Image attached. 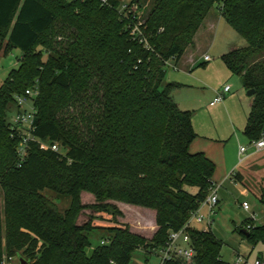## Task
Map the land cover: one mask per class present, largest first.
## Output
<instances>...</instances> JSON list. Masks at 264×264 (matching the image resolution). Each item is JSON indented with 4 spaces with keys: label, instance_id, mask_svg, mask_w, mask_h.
<instances>
[{
    "label": "trees",
    "instance_id": "16d2710c",
    "mask_svg": "<svg viewBox=\"0 0 264 264\" xmlns=\"http://www.w3.org/2000/svg\"><path fill=\"white\" fill-rule=\"evenodd\" d=\"M123 2L0 0V56L22 52L0 87V264L4 252L27 264H130L140 249L163 248L206 201L216 165L191 152L198 138L192 113L178 107L172 94L179 87L165 77L168 63L194 48L215 6L247 42L222 56L255 92L244 134L253 142L264 133V0H154L142 25L149 48L132 35L136 19L121 12ZM130 4L143 10L140 0ZM29 89L39 92L34 136L64 153L33 142L21 162L8 111ZM45 192L70 206L59 211ZM83 193L95 204H83ZM259 201L264 207V191ZM114 203L155 211L153 239L120 223ZM86 210L115 223H80ZM95 229L107 230L109 244L89 255ZM239 232L253 248L264 245V225ZM189 233L196 264H228L211 231Z\"/></svg>",
    "mask_w": 264,
    "mask_h": 264
},
{
    "label": "rangeland",
    "instance_id": "374dc122",
    "mask_svg": "<svg viewBox=\"0 0 264 264\" xmlns=\"http://www.w3.org/2000/svg\"><path fill=\"white\" fill-rule=\"evenodd\" d=\"M140 1L145 18L153 6L154 0ZM125 2L131 3L132 0H124ZM210 13L220 15L219 6H215ZM143 17L142 22H144ZM201 38L202 35L199 39ZM246 45V40L223 18L218 23L214 35L212 33L209 37L205 36V39H201L198 49L189 48L187 50L186 62L191 67L178 69L170 64L165 77L166 83H174L181 90L183 103L179 105V108L192 113L195 132L220 141V144H213L216 151L224 153L223 157L228 161L229 166L234 165L241 172L236 184L231 180L224 181L231 171L225 173L221 168L220 172L218 171L215 175L216 183L214 185L218 189L220 203L213 215L214 223L211 232L223 243L221 257L228 264H234L238 255L246 259L249 258L250 263L260 255L264 256L263 244L253 248L239 232L240 228L249 230L250 226L255 224L264 225V207L259 201L261 193L264 191V153L251 155L248 160L238 166L239 147L241 145L250 146V141L245 136L244 130L250 113L252 97L243 88L241 78L232 76L222 60V54L228 52L231 47ZM205 56H210L212 60L204 63ZM21 57L22 52L19 49L1 54L0 87L11 71L19 67ZM226 83L231 85L232 93L228 95L224 103L213 108L210 107L209 103L214 97V91L222 89ZM30 106L31 104L25 106L24 109L29 110ZM16 112V107L10 106L9 121H12ZM216 145L221 146L219 148ZM45 194L61 212L70 206L69 199H58L50 192H45ZM243 202L250 205L249 212L244 210ZM82 203L93 205L95 198L91 194L83 193ZM114 204L123 213V217H116L120 223L127 224L132 233L140 235L148 241L153 239L157 231L155 211L123 203ZM91 217L95 218L94 222L100 226H112L115 223L111 215L90 210L83 213L79 222L84 223ZM199 226L205 227L204 224ZM193 229H196L195 226ZM109 238L107 230H93L90 234L91 247L87 250L88 254L91 255L102 241L109 240ZM130 264H159V257L149 254L146 249H140L135 252Z\"/></svg>",
    "mask_w": 264,
    "mask_h": 264
},
{
    "label": "built area",
    "instance_id": "2783aa9c",
    "mask_svg": "<svg viewBox=\"0 0 264 264\" xmlns=\"http://www.w3.org/2000/svg\"><path fill=\"white\" fill-rule=\"evenodd\" d=\"M103 4H107L108 0H101ZM121 12L124 13L126 17L133 15L136 22L133 25L132 35L139 39L141 43H144L147 48L149 45L147 43V38L144 31L142 30V17L143 11L139 9V5L124 3L121 7ZM204 60L210 62L212 59L210 56H205ZM232 87L230 85L224 86L223 90L219 92L211 103V106L221 104L231 92ZM39 92L37 89H29L25 92V95L16 97V109L12 121H9L10 128L13 132L20 136V145L18 147V155L20 161L23 162L28 154V149L30 143H39L42 146L50 148L56 153L62 152V148L59 143H48L43 142L34 136L35 132V100L37 99ZM31 104L30 109H24L25 106ZM251 152V153H250ZM264 153V133L259 140L250 142L249 147L242 146L239 149V164L245 162L251 155L263 154ZM236 172L231 173L228 180L236 182ZM220 203L218 196V189L213 185L210 190L207 199L202 205L194 211L186 225L177 231H171L169 233L168 241L163 248L156 250L152 253L159 257V264H196L197 250L192 242V238L189 233V229H193L196 225H205L207 231L211 230L213 225V215L215 214V209ZM245 211H250V205L247 202L242 204ZM109 242L102 241V245H108ZM1 264H20L17 256H8L6 252L2 255ZM115 264V263H112ZM234 264H264L263 259H256L252 263L240 255H238Z\"/></svg>",
    "mask_w": 264,
    "mask_h": 264
},
{
    "label": "crops",
    "instance_id": "0c3cea01",
    "mask_svg": "<svg viewBox=\"0 0 264 264\" xmlns=\"http://www.w3.org/2000/svg\"><path fill=\"white\" fill-rule=\"evenodd\" d=\"M222 19H223V16L221 14L217 16V15H214L213 13H209V15L206 18L203 26L201 27V29L199 30V32L195 36V39H194V42H195L194 48L195 49L196 48L198 49V47H200L201 39L202 40L205 39V36H208L209 37L212 33L214 35V33L216 32V28L218 26V23ZM201 35H202V38L199 39ZM236 48H241V47L233 46V47H231L228 50V52H230L231 50L236 49ZM228 52H224L222 54V56L224 54L228 53ZM186 53H187V51H186ZM186 53H185V55L182 57V59L177 64L175 63L174 60H171L168 64L169 65L170 64H173L174 67H176L178 69H182V68H188L189 69V67H191V66L188 65L187 62H186ZM192 58L194 59V57H192ZM194 61H196V60H194ZM203 61H204V63H208L207 61L204 60V58H203ZM226 85H230V84L229 83H226L224 86H226ZM223 88L222 89H217V90L214 91V97H213V99L209 103V106L210 107L213 108V107H216V106L219 105L218 104V105H215V106H211V103L214 101V99L216 98L217 94L223 90ZM231 93H232V89H231V92L228 95H230ZM228 95L225 96V99L228 97ZM172 96H173L174 101L177 103V105L179 107V105L181 103H183V97H182L181 90L176 89L174 91V93L172 94ZM251 103L252 102H250V106H251ZM182 111H184V110H182ZM197 135H198V138L191 145V152L192 153H201V152L202 153H205L207 155V157L209 159H211L215 163V165H216V173L218 171L220 172V169L221 168L225 171V173H228L229 171H231L230 174H228L226 176V178L224 179V181H228V177L231 175V173L236 172V175H237L236 176V183H237L238 182V179H239V176L241 175V172L239 170H237L238 168L235 167L234 165H230L229 166L228 161L225 160L224 157H223V154L224 153L222 154V152L221 153L217 152L216 149H215V147H214V145H213L215 143L220 144V141L214 140V138H209L207 136H204V134L197 133ZM216 146L220 148L221 145H216ZM242 146L243 145H241L240 147H242ZM240 147H239V149H240ZM238 156H239V151H238ZM238 166H240L239 163H238ZM216 173H215V175H216ZM214 181H215V176H214ZM214 183H216V181ZM154 216H155V214H154ZM195 228L198 229V230L207 231L205 227L204 228H201L199 225H196ZM209 231H211V230H209ZM256 259H263L264 260V256L263 255H260ZM248 260H249V258H248Z\"/></svg>",
    "mask_w": 264,
    "mask_h": 264
},
{
    "label": "water",
    "instance_id": "95a60500",
    "mask_svg": "<svg viewBox=\"0 0 264 264\" xmlns=\"http://www.w3.org/2000/svg\"><path fill=\"white\" fill-rule=\"evenodd\" d=\"M254 94H255V92L253 90L252 91H248V95L250 97H252ZM244 233L247 234L246 232H244ZM17 258H18L20 264H27V261L23 258L22 255L18 254Z\"/></svg>",
    "mask_w": 264,
    "mask_h": 264
}]
</instances>
